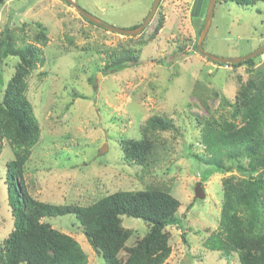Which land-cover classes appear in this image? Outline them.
Here are the masks:
<instances>
[{
    "label": "rangeland",
    "instance_id": "rangeland-1",
    "mask_svg": "<svg viewBox=\"0 0 264 264\" xmlns=\"http://www.w3.org/2000/svg\"><path fill=\"white\" fill-rule=\"evenodd\" d=\"M88 14L120 29L140 25L154 0H75ZM208 0H161L144 29L147 38L163 17V26L152 41L138 47V37H126L93 26L63 0H9L0 7V32L13 29L16 41L24 34L29 42L36 23L48 29L45 58L28 78L27 99L32 105L41 135L32 150L24 183L39 200L53 204H89L117 190H137L148 185H170L180 202L174 223L167 227L171 254L165 264H236L203 245L216 232L222 202L221 180L229 175L247 178L236 161H225L230 171L202 179L205 168L200 123L208 109L219 108L211 90L232 100L236 75L247 78L244 67L218 66L196 50ZM22 29L23 31H20ZM139 36V35H138ZM264 44V2L240 8L217 3L203 49L220 58L247 55ZM127 48H141L139 62L105 74V58ZM17 59L7 57L6 83ZM264 62V54L256 59ZM236 74V75H235ZM152 115L172 120L178 133L156 135L157 157L148 170L127 166L118 145L121 139H139L140 129ZM199 122V123H198ZM200 156L198 161L193 156ZM13 158L6 141L0 148V241L12 229L5 183L6 163ZM245 166L246 159H240ZM232 168V169H231ZM202 181V182H201ZM200 182L205 199L195 200L193 188ZM51 226L73 236L88 264H104L78 229L73 216L48 220ZM133 230L126 245L147 231L139 219L122 217ZM181 234L184 235L182 239Z\"/></svg>",
    "mask_w": 264,
    "mask_h": 264
},
{
    "label": "trees",
    "instance_id": "trees-1",
    "mask_svg": "<svg viewBox=\"0 0 264 264\" xmlns=\"http://www.w3.org/2000/svg\"><path fill=\"white\" fill-rule=\"evenodd\" d=\"M7 1L0 0V7ZM221 2H231L244 9L264 0H217L215 4ZM163 22L160 16L147 38H143L145 31L137 36L138 47L152 41ZM47 33V27L36 23L32 41H27L23 34L18 43L13 29L0 32V148L6 141L13 156L6 163L5 175L13 223L10 232L0 241V264H88L87 255L77 240L53 228L48 221L66 215L76 219L78 229L104 264H165L171 254L167 227L179 224L176 213L180 202L170 193V185L117 190L86 205L53 204L39 200L28 191L24 176L41 135L27 99L28 78L45 61L41 49L48 42ZM138 49L113 51L105 58L102 71L109 74L138 63ZM263 54L238 64L214 63L233 70L244 67L247 78L243 80L235 74L237 90L232 100L211 90L219 98L216 110L210 111L201 99L208 112L200 123L199 142L205 157L202 179L230 171L225 166V161L230 160L236 161L239 172L249 174L246 179L229 175L221 180L217 230L203 242L226 260L236 255V264H264V62L260 65L255 62ZM7 57L17 61L5 83L3 67ZM159 132L178 133L179 130L171 119L152 115L141 127L139 139L118 141L122 161L142 170L151 168L158 159L155 140ZM193 157L201 160L200 156ZM240 159H246L247 164L242 166ZM123 216L139 219L147 227L132 245H126L133 230L122 225Z\"/></svg>",
    "mask_w": 264,
    "mask_h": 264
},
{
    "label": "water",
    "instance_id": "water-1",
    "mask_svg": "<svg viewBox=\"0 0 264 264\" xmlns=\"http://www.w3.org/2000/svg\"><path fill=\"white\" fill-rule=\"evenodd\" d=\"M161 0H154L152 3V6L147 14V16L145 17V19L143 20V22L136 28H131V29H120V28H115L112 27L110 25H106L104 23H102L99 19L93 17L92 15L88 14L87 12H85L78 4L75 0H66V2L85 20H87L88 22L106 30L109 32H113L122 36H126V37H133V36H138L140 35L144 29L149 25V23L151 22L157 8L158 5L160 3ZM217 0H208L207 6H206V12H205V16H204V20H203V26L202 29L200 31L198 40H197V51L198 53L203 56L204 58L208 59L209 61L213 62V63H219V64H223V65H227V64H238L241 63L243 61L252 59L262 53H264V44L262 46H260L259 48H257L256 50H254L253 52L241 56V57H237V58H220V57H216L213 55L208 54L207 52L204 51L203 49V41L205 40V37L207 35V31L209 29L210 26V22L212 19V15H213V10H214V6ZM193 193H194V198L197 200H203L205 199V192L203 191V188L201 186V183L198 182L194 188H193Z\"/></svg>",
    "mask_w": 264,
    "mask_h": 264
}]
</instances>
